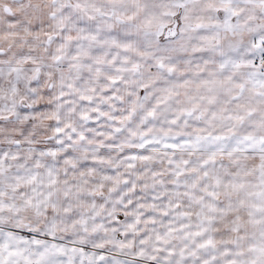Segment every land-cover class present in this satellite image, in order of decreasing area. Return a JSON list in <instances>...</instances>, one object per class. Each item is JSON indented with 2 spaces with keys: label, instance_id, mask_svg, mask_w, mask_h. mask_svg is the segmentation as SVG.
Returning <instances> with one entry per match:
<instances>
[{
  "label": "snow or ice",
  "instance_id": "snow-or-ice-1",
  "mask_svg": "<svg viewBox=\"0 0 264 264\" xmlns=\"http://www.w3.org/2000/svg\"><path fill=\"white\" fill-rule=\"evenodd\" d=\"M0 264H264V0H0Z\"/></svg>",
  "mask_w": 264,
  "mask_h": 264
}]
</instances>
